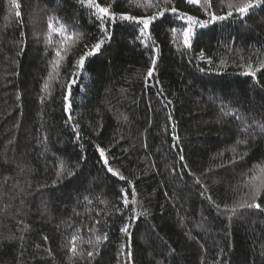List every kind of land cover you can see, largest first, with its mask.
I'll use <instances>...</instances> for the list:
<instances>
[{
    "label": "trees",
    "instance_id": "trees-1",
    "mask_svg": "<svg viewBox=\"0 0 264 264\" xmlns=\"http://www.w3.org/2000/svg\"><path fill=\"white\" fill-rule=\"evenodd\" d=\"M18 2L19 19L9 0H0V264H264V212L239 209L229 218L224 211L251 199L245 182L264 163V134L253 123L264 122V70L256 79L240 74L249 58L253 65L264 59V5L243 19L234 14L197 28L191 50H178L171 29L185 25L166 13L150 25L159 57L154 77L146 78L154 45L140 43L134 22L112 24L111 40L74 77L84 44L102 35L90 9L78 0ZM174 2L208 18L198 6ZM212 3V11L226 14L219 0ZM112 10L137 17L155 11L128 0H115ZM50 16L84 40L49 97L42 87L55 55L44 45ZM72 80L69 121L61 85ZM225 105L251 125L248 133L242 120L222 113ZM242 138L249 143L238 152L249 155L230 164L227 149ZM97 145L126 180L107 171ZM60 164L75 175L53 185ZM124 225L130 238L120 231ZM92 229L108 240L89 258L94 249L81 241L95 239ZM74 233L83 256L69 250Z\"/></svg>",
    "mask_w": 264,
    "mask_h": 264
},
{
    "label": "snow or ice",
    "instance_id": "snow-or-ice-1",
    "mask_svg": "<svg viewBox=\"0 0 264 264\" xmlns=\"http://www.w3.org/2000/svg\"><path fill=\"white\" fill-rule=\"evenodd\" d=\"M81 6L87 7L91 11V15H93L96 21L99 22V29L102 35L97 39L94 44H84V51L75 59L72 67L75 71L72 73V76H78L81 71L84 70L86 60L94 56L98 53L101 47L111 40V31L110 26L119 21H128L134 22L136 25L140 26L139 36L137 39L140 40V43L145 47H149L148 41H152L151 51L153 55L150 56V66L146 72V78H153L154 73L157 71V60L159 57V46L155 45V41L152 38L151 32L149 31L150 25L153 24L159 18L165 16L166 13H171L175 16L176 19L183 21L185 26L179 28H172L171 32L173 35V42L177 44L178 50L182 45L183 48L191 50L192 49V41L196 35L197 28H206L211 24H215L217 22H223L228 20L230 17H233L236 14L239 18L243 19L245 16L249 15L251 11H254L256 8L264 5V0H219L222 7L227 9L226 14H219L217 12L212 11L213 3L212 0H185L188 5L198 6L207 16V19H200L196 16L190 15L186 12L179 11L175 7L174 0H128L130 6H135L143 9L147 12L150 9H155L150 15H146L145 17H137L135 15L126 14V13H117L112 10V4L115 3V0H111V3L102 5V3L97 2V0H78ZM10 3V11H14V15L17 19L21 17V4L18 0H9ZM71 29V30H70ZM55 37V38H54ZM84 40V34L78 30L72 29L71 25L66 22H62L59 18L55 16H50L48 18V31L44 33V45L45 52L47 54L48 50H53L55 55L52 59L49 60V71L47 74V78L44 80L42 91L46 92L50 97L52 95V89L54 83H59V77L61 73V69L65 66V62L68 57L72 54L73 49H75L82 41ZM200 58L204 59L203 52L200 54ZM243 59V57H241ZM210 59L207 60V63H211ZM224 64V61H221V65ZM244 68V71L241 72V75L251 76L253 79H256V74L264 70V59L258 60V62L253 65L251 62V58L246 65H240ZM204 71V69H200ZM75 83V80H72L70 83H65L61 85L66 90V94L63 99L65 101V112L68 113V120L72 119L71 116V86ZM45 97H42L43 100ZM170 103V102H169ZM221 111L224 115H235L237 120H242L243 126L241 127V131L248 133V129L251 127L246 121H243L241 115L237 114L235 110H228L227 106L221 108ZM126 119V118H125ZM259 131L264 134V122H256ZM78 128V125H77ZM75 130V129H74ZM77 138H79V133L77 132ZM249 138L253 141L255 140L254 133H249ZM249 138H242L236 141V144L232 146L227 151H230L233 156L229 160V163H236L237 159H244L249 155V151L245 150L243 152H238L239 145H244L247 149V145L249 143ZM97 149L99 151V155L103 160L104 165L107 168V171L111 173L112 176L118 177L121 181L126 180L127 178L122 175L118 170H114L111 166H109V161L105 155L106 150L99 145H97ZM218 155L223 156L224 153H219ZM183 159V157H181ZM65 174L68 177L75 175V172L67 168L64 164L59 165V170L57 171L56 180L53 181V185H55L58 181H61ZM264 163L257 164L254 166L252 170H250V178L245 182V187L249 188L251 199H246L241 197L240 201H237L233 204L232 207H228L225 205L224 211L230 213L232 216H236L239 209H256L258 211L264 212V201L257 203V200L260 199L262 195H264ZM199 182V181H198ZM131 184V181H128ZM122 192V202L124 207H128L129 199L128 194L121 189ZM132 197H135L136 192L133 189L131 193ZM87 200L88 198L85 197ZM211 200V197H209ZM91 203V201H89ZM131 203L135 204L136 201L133 199ZM217 208L220 207L219 204L216 205ZM116 211H120L119 208ZM137 216L144 215V213H137ZM99 222V221H98ZM130 225H124L121 227L120 231L127 235L129 238L131 237V233H129ZM28 226L24 225V229L27 230ZM97 229H92L93 235L95 237L94 240L88 239L86 241H81V243H87L91 246L94 251H87V257L93 258L94 255L99 254V245L108 240V234L105 232L101 235H96ZM23 239V237H21ZM45 241L48 239L44 237ZM80 240V237L74 233L69 241L70 243V252L73 254V257L80 255L83 256V252H79L77 250V241ZM39 247V245L37 246ZM123 250V246H122ZM264 254V253H262ZM129 260L132 259V253L129 251L127 253ZM71 259V257H70Z\"/></svg>",
    "mask_w": 264,
    "mask_h": 264
}]
</instances>
